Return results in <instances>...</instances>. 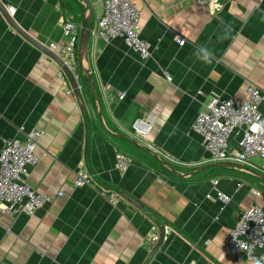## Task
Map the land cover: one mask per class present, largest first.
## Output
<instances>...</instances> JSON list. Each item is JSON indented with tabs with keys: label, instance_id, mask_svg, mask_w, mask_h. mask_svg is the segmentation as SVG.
I'll return each mask as SVG.
<instances>
[{
	"label": "crops",
	"instance_id": "crops-1",
	"mask_svg": "<svg viewBox=\"0 0 264 264\" xmlns=\"http://www.w3.org/2000/svg\"><path fill=\"white\" fill-rule=\"evenodd\" d=\"M89 1L93 29L102 2ZM199 1L135 0L141 36L154 47L146 60L120 38L91 35L86 64L95 91L78 40L72 72L80 99L61 67L0 11V150L7 139L43 129L27 183L63 193L32 216L1 215L0 264H254L231 256L227 233L245 208L264 204L263 161H212L191 124L212 97L245 99L251 83L262 91L264 114V0ZM0 2L47 46L64 42L67 19L79 25L80 39L82 0ZM201 47L211 63L197 58ZM229 146L236 153L237 136ZM118 153L130 158L126 171L116 166ZM82 169L92 185H75Z\"/></svg>",
	"mask_w": 264,
	"mask_h": 264
},
{
	"label": "built area",
	"instance_id": "built-area-1",
	"mask_svg": "<svg viewBox=\"0 0 264 264\" xmlns=\"http://www.w3.org/2000/svg\"><path fill=\"white\" fill-rule=\"evenodd\" d=\"M102 11L97 16L92 35L110 42L120 38L127 47L146 60L152 56L153 45L141 36L140 20L142 12L135 0H101ZM201 4L206 1L200 0ZM219 9V4L216 6ZM14 14L15 9L8 7ZM64 42L50 43L49 48L59 55L65 64L75 71L77 68V45L79 25L72 20L61 24ZM183 43V40H178ZM247 96L212 97L200 109L191 124V130L202 137L205 149L212 161H236L241 164H253L254 157L263 161L264 170V114L260 110L263 100L261 89L251 83L246 89ZM125 96L119 93V98ZM45 131L34 128L27 131L23 138H11L4 141L0 150V217L2 214L34 215L39 209L52 202L62 192L46 194L36 191L27 183L31 167L38 163L36 150ZM237 136V151H230V139ZM130 158L117 154L116 166L126 171ZM94 177L87 169L79 170L75 176V185H92ZM218 183V181H214ZM255 196L262 195L255 191ZM217 196L228 201L229 196L217 192ZM166 231H169L166 228ZM158 234L149 237L153 245L158 241ZM229 252L236 261L259 259L264 264V204L253 203L239 215L235 225L227 233ZM246 245L247 247H242ZM262 251L256 254V251Z\"/></svg>",
	"mask_w": 264,
	"mask_h": 264
},
{
	"label": "water",
	"instance_id": "water-1",
	"mask_svg": "<svg viewBox=\"0 0 264 264\" xmlns=\"http://www.w3.org/2000/svg\"><path fill=\"white\" fill-rule=\"evenodd\" d=\"M86 6L87 13L83 19L81 33H80V39H79V62L80 67L82 69V73L84 76L88 79V81L91 84V88L93 91H95V87L92 81V77L90 75V71L87 67L86 60H88V52H89V46H90V39L92 35V17L94 15V9L92 4L89 0H82ZM0 11L3 14L4 18L6 19L7 23L15 30L17 31L24 39H26L29 43H31L33 46H35L38 50H40L43 54H45L47 57H49L51 60L55 61L61 69L64 71L65 75L69 79L74 91L77 93L78 98H81L80 95V88L79 83L77 81V76L72 72V70L65 64L63 59L57 55L54 51H52L49 46L43 44L33 36H31L27 31H25L13 18V16L8 12V9L5 5H3L0 2ZM97 97V93H95ZM123 196L131 201L136 202L135 199H133L130 195L127 193H123Z\"/></svg>",
	"mask_w": 264,
	"mask_h": 264
},
{
	"label": "clouds",
	"instance_id": "clouds-1",
	"mask_svg": "<svg viewBox=\"0 0 264 264\" xmlns=\"http://www.w3.org/2000/svg\"><path fill=\"white\" fill-rule=\"evenodd\" d=\"M197 58L203 60L206 63H211L212 61V53L206 48L201 47L197 50ZM242 247H247L246 245H242ZM254 264H261L259 259L254 260Z\"/></svg>",
	"mask_w": 264,
	"mask_h": 264
}]
</instances>
